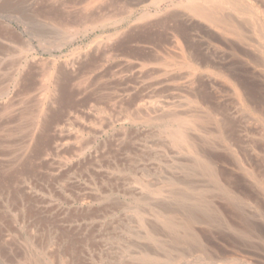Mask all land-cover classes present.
I'll use <instances>...</instances> for the list:
<instances>
[{
	"label": "rangeland",
	"instance_id": "1",
	"mask_svg": "<svg viewBox=\"0 0 264 264\" xmlns=\"http://www.w3.org/2000/svg\"><path fill=\"white\" fill-rule=\"evenodd\" d=\"M262 106L264 0H0V264H264Z\"/></svg>",
	"mask_w": 264,
	"mask_h": 264
},
{
	"label": "bare ground",
	"instance_id": "2",
	"mask_svg": "<svg viewBox=\"0 0 264 264\" xmlns=\"http://www.w3.org/2000/svg\"><path fill=\"white\" fill-rule=\"evenodd\" d=\"M191 11L194 13V14H196V15H198V16H200V17H202V18H204V19H213V17H214V13H213V11L212 10H209V9H207V8H202V7H198V6H192L191 8ZM221 20V22L223 21V19L221 18V19H219V21ZM7 30V29H6ZM13 31V30H12ZM12 33V32H11ZM14 35V34H13ZM17 36V35H16ZM17 38H18V36H17ZM21 39V38H20ZM255 101V100H254ZM256 103H257V105L258 104H261L262 105V100L260 99V98H258V100H256ZM262 108H264L263 106H262ZM260 112H262L263 113V115H264V109H263V111H261L260 110ZM263 119V118H262ZM258 146V145H257ZM262 147L264 148V138H263V140H262ZM258 177L259 176H262V183H264V172L262 173V175H257ZM260 181V180H259Z\"/></svg>",
	"mask_w": 264,
	"mask_h": 264
}]
</instances>
